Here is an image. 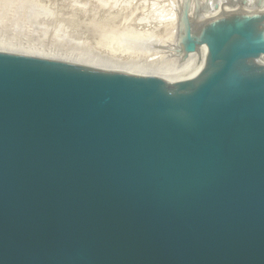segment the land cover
<instances>
[{
  "label": "water",
  "instance_id": "1",
  "mask_svg": "<svg viewBox=\"0 0 264 264\" xmlns=\"http://www.w3.org/2000/svg\"><path fill=\"white\" fill-rule=\"evenodd\" d=\"M221 2L178 85L0 52V264H264V0Z\"/></svg>",
  "mask_w": 264,
  "mask_h": 264
},
{
  "label": "rangeland",
  "instance_id": "2",
  "mask_svg": "<svg viewBox=\"0 0 264 264\" xmlns=\"http://www.w3.org/2000/svg\"><path fill=\"white\" fill-rule=\"evenodd\" d=\"M185 2L0 0V49L93 69L168 74L183 57L179 18ZM222 5L225 0L219 16L226 11Z\"/></svg>",
  "mask_w": 264,
  "mask_h": 264
},
{
  "label": "bare ground",
  "instance_id": "3",
  "mask_svg": "<svg viewBox=\"0 0 264 264\" xmlns=\"http://www.w3.org/2000/svg\"><path fill=\"white\" fill-rule=\"evenodd\" d=\"M258 1L259 0H249V4L245 7V9L247 11L255 10L256 9L255 7H256V4L258 3ZM223 7H226V10L228 9V7L226 5ZM261 9H262V11L264 10V8H261ZM214 12L211 14L206 12L204 14V17H206V18L208 17V19L217 17L218 10H215ZM145 41H148V39H146ZM145 43H147V44H144V45H146L148 48H150L152 46L151 45L152 43L151 44H148V42H145ZM146 46H145V48H146ZM0 52H7V53L15 54L14 52L2 50V49H0ZM17 53L19 54V52H17ZM22 55H24V54H22ZM26 56H28V54ZM29 56H31V55H29ZM204 62H205V54L200 51V52L195 53V54H190L187 57H184V55H183V57L180 58V60L176 63L174 68L171 69V72L168 74L162 73L161 75H149V74H143V72L136 74V73L132 72L131 70H127L129 72H126V73H131V74L133 73L136 75L158 78V79L168 81L173 85H178V84H181L183 82H189L190 81L189 78L200 71L201 67L204 65Z\"/></svg>",
  "mask_w": 264,
  "mask_h": 264
}]
</instances>
